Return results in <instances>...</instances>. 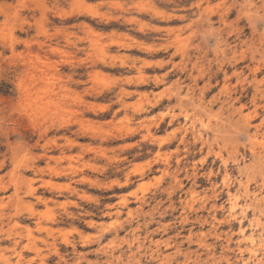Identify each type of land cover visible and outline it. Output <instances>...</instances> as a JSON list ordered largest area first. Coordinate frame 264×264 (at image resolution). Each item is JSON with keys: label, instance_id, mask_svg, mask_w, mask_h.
Wrapping results in <instances>:
<instances>
[{"label": "clouds", "instance_id": "clouds-1", "mask_svg": "<svg viewBox=\"0 0 264 264\" xmlns=\"http://www.w3.org/2000/svg\"><path fill=\"white\" fill-rule=\"evenodd\" d=\"M0 264H264V0H0Z\"/></svg>", "mask_w": 264, "mask_h": 264}]
</instances>
